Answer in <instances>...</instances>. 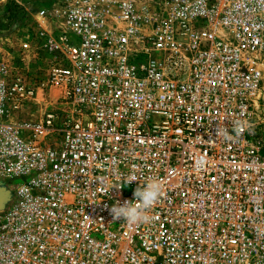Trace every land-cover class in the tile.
Segmentation results:
<instances>
[{"label": "built area", "instance_id": "built-area-1", "mask_svg": "<svg viewBox=\"0 0 264 264\" xmlns=\"http://www.w3.org/2000/svg\"><path fill=\"white\" fill-rule=\"evenodd\" d=\"M18 25L41 66L0 59V264H264V0H55ZM151 179V222L113 220Z\"/></svg>", "mask_w": 264, "mask_h": 264}, {"label": "rangeland", "instance_id": "rangeland-1", "mask_svg": "<svg viewBox=\"0 0 264 264\" xmlns=\"http://www.w3.org/2000/svg\"><path fill=\"white\" fill-rule=\"evenodd\" d=\"M55 0H0V59L13 61L16 65L26 68L30 76L38 75V68L41 62L31 54H22L18 50L16 33L21 23L25 19L33 17L35 11L42 7L50 6ZM24 119H26L24 117ZM18 180L12 182L18 184ZM0 190L3 194H8L9 189L2 179H0ZM7 202V201H6ZM5 203V202H4Z\"/></svg>", "mask_w": 264, "mask_h": 264}, {"label": "clouds", "instance_id": "clouds-1", "mask_svg": "<svg viewBox=\"0 0 264 264\" xmlns=\"http://www.w3.org/2000/svg\"><path fill=\"white\" fill-rule=\"evenodd\" d=\"M250 129V124L245 121H240L234 126L231 132L226 126H219L216 132L222 133L226 140L232 141L236 138L233 136V132H235L236 136H239L241 130ZM133 181H137L135 175L127 177L125 183L130 184ZM133 196V200H125L123 203L117 201L111 206L109 211L113 220L124 221L128 224L151 222L150 210L163 196V188L159 180L151 179L143 186L139 185L134 190Z\"/></svg>", "mask_w": 264, "mask_h": 264}, {"label": "water", "instance_id": "water-1", "mask_svg": "<svg viewBox=\"0 0 264 264\" xmlns=\"http://www.w3.org/2000/svg\"><path fill=\"white\" fill-rule=\"evenodd\" d=\"M7 196H8V194H3L2 192H1V190H0V210H2L3 209V207L5 206V204H6V201H8L9 200V198H10V193H9V198L7 199ZM5 202V203H4Z\"/></svg>", "mask_w": 264, "mask_h": 264}]
</instances>
